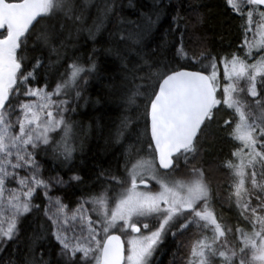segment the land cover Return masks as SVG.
<instances>
[{"label":"snow or ice","instance_id":"1","mask_svg":"<svg viewBox=\"0 0 264 264\" xmlns=\"http://www.w3.org/2000/svg\"><path fill=\"white\" fill-rule=\"evenodd\" d=\"M183 7L0 0V264H264V0H224L222 53ZM106 96L115 167L86 180Z\"/></svg>","mask_w":264,"mask_h":264},{"label":"trees","instance_id":"2","mask_svg":"<svg viewBox=\"0 0 264 264\" xmlns=\"http://www.w3.org/2000/svg\"><path fill=\"white\" fill-rule=\"evenodd\" d=\"M138 2L146 3L147 0H138ZM183 4L184 7L181 11L184 15L190 14L191 10L188 9V4H192L197 8L198 13L204 17V23L197 30V34L205 37L209 50L215 53H222L229 50V44L235 48L239 36L238 21L224 14V0H183ZM164 27H167V21ZM103 89L104 82L95 84L92 89L93 99L96 98L98 93L104 95ZM84 111L87 112V115L83 117L85 125L92 123L93 117L99 122V128L94 130L87 141L82 162L81 160L76 161L80 174L87 180L99 167L106 168L110 164L113 168L115 167L111 152L105 151V142L109 138L110 131L114 132L122 110L116 107L114 97L106 96L99 105ZM207 159L211 160L212 157L208 156ZM219 179L223 180V177L221 176ZM74 193L78 194V190L75 188L67 190L66 193L61 192L58 194L66 195L68 199L74 200ZM224 216L225 219L231 216L226 206ZM175 251L174 244L170 243L159 256V264H170L172 253Z\"/></svg>","mask_w":264,"mask_h":264}]
</instances>
